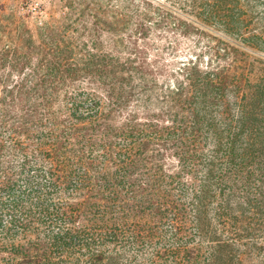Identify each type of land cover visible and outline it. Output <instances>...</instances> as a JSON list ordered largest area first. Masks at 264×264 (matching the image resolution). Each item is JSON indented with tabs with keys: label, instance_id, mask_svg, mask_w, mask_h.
<instances>
[{
	"label": "trees",
	"instance_id": "trees-1",
	"mask_svg": "<svg viewBox=\"0 0 264 264\" xmlns=\"http://www.w3.org/2000/svg\"><path fill=\"white\" fill-rule=\"evenodd\" d=\"M85 1L0 24V264H264V0Z\"/></svg>",
	"mask_w": 264,
	"mask_h": 264
},
{
	"label": "rangeland",
	"instance_id": "rangeland-1",
	"mask_svg": "<svg viewBox=\"0 0 264 264\" xmlns=\"http://www.w3.org/2000/svg\"><path fill=\"white\" fill-rule=\"evenodd\" d=\"M88 7L85 0H0V24L23 20L35 31L43 22H67L83 11L85 18L92 17Z\"/></svg>",
	"mask_w": 264,
	"mask_h": 264
}]
</instances>
